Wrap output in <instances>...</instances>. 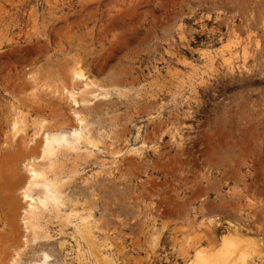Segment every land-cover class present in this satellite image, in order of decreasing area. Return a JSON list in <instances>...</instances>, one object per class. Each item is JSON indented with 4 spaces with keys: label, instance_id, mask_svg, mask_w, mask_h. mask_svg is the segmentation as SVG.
Masks as SVG:
<instances>
[{
    "label": "rangeland",
    "instance_id": "1",
    "mask_svg": "<svg viewBox=\"0 0 264 264\" xmlns=\"http://www.w3.org/2000/svg\"><path fill=\"white\" fill-rule=\"evenodd\" d=\"M81 120L99 146L64 145L49 170L46 134ZM0 149L19 182L0 264H197L225 237L264 264V0H0ZM33 158L89 224L36 188L34 241Z\"/></svg>",
    "mask_w": 264,
    "mask_h": 264
},
{
    "label": "bare ground",
    "instance_id": "2",
    "mask_svg": "<svg viewBox=\"0 0 264 264\" xmlns=\"http://www.w3.org/2000/svg\"><path fill=\"white\" fill-rule=\"evenodd\" d=\"M45 49H47L46 46ZM225 55H227L228 58H226ZM221 56L224 65L231 64V53L228 52L226 54L225 52H222ZM79 69L80 67L78 68V70H74L73 72V76L75 77V79H86L87 77H85L84 73L79 71ZM86 81L87 83L85 86V93L87 94L89 93L90 88L95 85L89 82L88 79ZM70 96L73 99L74 103L78 104L75 95L71 93ZM100 96L101 95H96L95 97L99 98ZM103 98H107V95H104ZM82 102V104H87L90 103V100L87 98H83ZM18 126L19 121H16L13 125L14 135L20 132ZM88 126L84 124V120H81L80 126L78 125L76 129L72 130V132L67 133L62 130L49 131L46 134V138L41 143L43 153L37 158L40 157L44 161L47 160L48 163L46 164V167L49 170H52L54 166L52 162V157H54L64 145H70V148L72 150H81L82 146H84L86 150H88L89 147L97 148L100 144V138L97 135H94V132H92V130H90ZM70 139L72 140V142L70 141ZM72 144H74L75 147H72ZM36 155L37 152L32 151L29 156L36 157ZM37 158H33L32 161H29V172L31 175L27 187L24 190L26 198H32L31 194L36 188H42V191L40 192V195L37 198L40 202V205L44 207L51 205L52 208H54L58 213L63 214V216L66 217V220H68V222H70L72 218H77L80 219L84 224H89L90 222L88 221L93 218L92 213L89 211V213L85 215V210L80 207V204L78 202H74L69 197L65 196L63 191L64 183H62L57 177H49L47 171L43 170L41 166L36 165ZM15 164V158L12 156H8L7 151L0 149L1 199L9 200V194L13 192L14 188L19 186V182L16 178L17 173ZM32 200L34 201V204H31V209L27 212V226H29V229L34 234V241H37L41 237L38 234L40 226L38 225L37 214L35 211L39 209L40 206H36L37 204L35 203L37 202L35 199L32 198ZM62 208L69 209L70 213H67L68 210H62ZM94 223H98V220H95ZM222 244L223 247L216 253L214 257H212V259L206 261H199L197 262V264H250L251 255H249L246 251H240L241 249H239L231 239L225 237L223 239ZM50 259L51 258L47 253H43L42 259L38 263L48 264L50 262ZM9 264H16V262H11Z\"/></svg>",
    "mask_w": 264,
    "mask_h": 264
}]
</instances>
